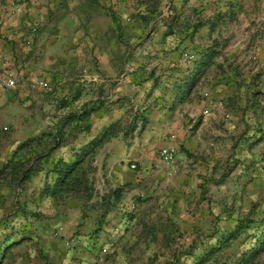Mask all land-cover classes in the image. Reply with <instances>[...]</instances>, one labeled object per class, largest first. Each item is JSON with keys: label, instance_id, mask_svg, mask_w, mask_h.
Wrapping results in <instances>:
<instances>
[{"label": "rangeland", "instance_id": "1", "mask_svg": "<svg viewBox=\"0 0 264 264\" xmlns=\"http://www.w3.org/2000/svg\"><path fill=\"white\" fill-rule=\"evenodd\" d=\"M56 11L74 29L66 54L87 64L67 99L48 82L41 141L12 151L27 174L0 171V264H264V0H61ZM77 94L89 99L72 108ZM180 101L209 108L232 143L175 188L132 147L152 105ZM84 106L94 112L78 119ZM92 117L116 125L99 147L106 127L84 140ZM75 162L52 195L57 169ZM239 222L234 247L209 252Z\"/></svg>", "mask_w": 264, "mask_h": 264}, {"label": "crops", "instance_id": "2", "mask_svg": "<svg viewBox=\"0 0 264 264\" xmlns=\"http://www.w3.org/2000/svg\"><path fill=\"white\" fill-rule=\"evenodd\" d=\"M60 2L61 0H0V53L4 58L0 70L10 73L18 84L14 90H0V118L6 120V124L0 123L1 172L8 169L10 171V167L6 165L14 164L12 151L16 145L30 140L39 143L42 138L43 110L51 108L52 102L44 99L45 92L30 90L28 83L36 79L54 81L59 93L63 91V96L67 99L73 82L79 81V68L85 69L84 65L87 64L85 59L68 56L65 52V45L72 40L69 34L74 29L66 21L58 23L54 18ZM87 39L86 37L85 40ZM165 94V90L153 91V97ZM88 99L84 95H80L76 101H71L70 98L71 107L77 108ZM186 105L184 101L174 107L152 105L156 113L151 112L152 115L147 118L145 128L137 138L138 142L132 147L133 150L140 151L138 153L141 156L137 157L144 172L152 166L156 167L158 179L170 180L175 188L180 187L183 177H187L184 171L206 169L207 163L222 157L225 149L232 143L231 133L228 132L227 136L225 130L230 131L231 128L211 126L216 122H213L215 115L210 113L212 111L209 108L206 110L203 106L188 105L186 108ZM199 114L204 116L196 123ZM119 115L115 113L113 119ZM100 120L98 122L93 117L90 119L91 128L84 137L86 142L94 139L101 129L107 127L106 119ZM153 129L157 130V134L151 137L152 141L148 137ZM7 130L10 132H5ZM157 145L158 150L171 147L176 151L172 164L159 160L156 153L158 151L155 150ZM119 177L122 178L121 175ZM1 186L3 185L0 184V188ZM245 230L246 228L241 229L225 248L230 247L231 250ZM223 237L221 235L216 241L224 239ZM249 250L250 248L243 250L242 257L248 255ZM228 254L233 256L235 253L231 251Z\"/></svg>", "mask_w": 264, "mask_h": 264}, {"label": "trees", "instance_id": "3", "mask_svg": "<svg viewBox=\"0 0 264 264\" xmlns=\"http://www.w3.org/2000/svg\"><path fill=\"white\" fill-rule=\"evenodd\" d=\"M79 96H80L79 94L73 96L71 98V101H76V99H78ZM93 112H94L93 109H87L84 106V108L81 109V111L78 112L75 115L78 117V119H86ZM135 129H136L135 126H131V128H130L131 133H133L135 131ZM115 134H116V125L114 123V124H111L108 127L104 128L102 130V132L98 135V137H96L93 140V142H92L91 145L94 146V147L95 146L96 147H99V146L103 145L106 141H108L109 139L113 138L115 136ZM10 163H11V161H10ZM76 165H77V163L75 162V163H73V164H71L69 166L68 165H65L63 170L62 169H57L58 175H57V178H56V180L54 182V186L52 188L53 189L52 190L53 191L52 192V195L53 194H59V191L61 190V188L66 183L65 182L66 181L65 179L68 177V175L72 171H74ZM6 166H8V168L10 167V171L13 173L14 176L16 174H22L24 176V174H27V171H28L27 170L26 173H25V170H23V173H21V172L20 173H17L18 171H17V168H16V164L15 165L14 164H12V165L11 164H8ZM242 223L243 222H241V223L239 222L240 225L238 224V226H235V228L232 231H230L224 237V239H222L220 241H217L215 247L214 248H211V250L209 252H217L220 249L229 246L230 243H231V241L233 239H235V237L240 233L241 229L248 228L249 225H247V224H249V222H246L245 223V226H242ZM254 252L256 253V251H254ZM254 252H253V255L255 254Z\"/></svg>", "mask_w": 264, "mask_h": 264}, {"label": "built area", "instance_id": "4", "mask_svg": "<svg viewBox=\"0 0 264 264\" xmlns=\"http://www.w3.org/2000/svg\"><path fill=\"white\" fill-rule=\"evenodd\" d=\"M4 58L0 53V66ZM18 84L15 78L8 72L0 70V90H14L17 88ZM28 88L30 90H38L43 92L51 91L50 84L42 79H36L28 83ZM176 151L171 147H162L158 150L157 156L160 161L165 164H172L174 162ZM132 169L135 168L134 165L131 166Z\"/></svg>", "mask_w": 264, "mask_h": 264}]
</instances>
